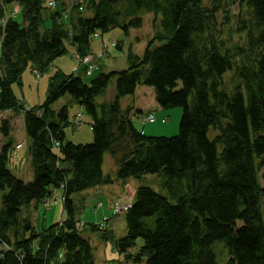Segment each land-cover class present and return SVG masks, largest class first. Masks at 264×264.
Returning <instances> with one entry per match:
<instances>
[{"label":"trees","instance_id":"1","mask_svg":"<svg viewBox=\"0 0 264 264\" xmlns=\"http://www.w3.org/2000/svg\"><path fill=\"white\" fill-rule=\"evenodd\" d=\"M45 1L0 0V19L13 3L21 9V19L0 25V113L24 115L33 168L24 181L9 167L11 143L0 149V264H98L77 230L72 196L146 174H159L175 202L137 187L126 234L116 242L120 254L148 264H217L214 246L224 242L226 264H264V0H80L69 19L59 10L46 15ZM146 13L155 15L154 36L143 55L129 50L127 68L89 83L57 72L44 103H20L13 84L30 63L46 72L69 39L81 55L91 53L97 32L129 33ZM112 80L114 98L99 102ZM139 85L154 88L161 107H183L178 135L148 136L135 127L121 99ZM66 94L92 116L93 142H65L68 108L53 104ZM12 128L4 119L3 137ZM106 153L117 163L115 176L104 171ZM58 189L68 213L62 225L39 230L20 219L24 205Z\"/></svg>","mask_w":264,"mask_h":264},{"label":"rangeland","instance_id":"2","mask_svg":"<svg viewBox=\"0 0 264 264\" xmlns=\"http://www.w3.org/2000/svg\"><path fill=\"white\" fill-rule=\"evenodd\" d=\"M47 2H49V0L45 1V5H48ZM78 2L82 1L54 0L55 5L53 7L49 6L45 13L46 15H49L52 11L59 10L62 13L63 18L69 19V14L73 13V6L78 4ZM83 5L84 7L80 10L85 12L87 11L85 8L86 3ZM232 9L234 11V7ZM4 13L6 17L5 19H0V25H5L7 19L11 16L21 19V9L15 3L11 4V6H9L6 11H4ZM88 14H91L90 10ZM154 18L155 15L153 13H146L144 15V25L140 28H131L129 33H126L122 28L118 27L104 33L99 31V35H94L92 40V47H94V51L91 50V54L88 55L93 58L92 63L95 61V56L92 54V51L97 55L102 54L103 46H101V44L103 39L107 45L121 42L123 48H115L114 53H110L108 56L105 55L104 58H100L98 60L97 69H94V74L92 76H86L83 74L84 80L89 83L92 79L98 77L102 72H109L113 69L121 70L127 68V55L129 50H133L135 53L143 55L148 41L154 36ZM45 25L46 27H50L51 22L46 21ZM0 39L3 40V36H0ZM69 40L66 41L67 52L56 59H59V63L63 61L62 63L67 65L70 63L78 65L79 60L77 57H74V55L77 54V50L75 51L74 49L77 48ZM79 58L80 60H83L85 57L84 55H79ZM64 70L67 74L71 73L69 66L64 67ZM56 71V68L54 70L50 68L47 72H40V77L38 78L36 72L33 69L32 63H30L23 71L20 82L13 84L14 92L17 98L21 100L20 103L26 107H34L44 103L49 92L51 77L56 73ZM83 72L85 73V70H83ZM145 89L154 90L152 87L139 85L138 90L134 95L126 96L121 99V105H123L125 100L129 99L130 97L135 104L136 100L139 105L144 102V113H141L142 111H137L132 114L135 127L148 136L171 137L178 135L180 132V124L183 116V107L163 108L159 104V107L153 105V96L148 92H143ZM115 92L116 80H112L106 92L100 96L98 100L100 101L105 98L112 99ZM154 101L155 103H158L156 99H154ZM64 106H67L68 108L70 123L69 126L65 128V142L70 141L74 142L75 144H87L93 142L94 135L91 126L92 116L89 115L86 110L82 108L81 105L69 94L62 96L53 104V108L57 111L62 109ZM79 112L84 113L82 128L74 125L76 123V116ZM149 115L155 116V122H145ZM22 150L23 148L21 151ZM22 160L23 165L25 166L26 159L23 153H21V161ZM15 161H18V158L15 159ZM103 168L105 173H110L113 176L116 175L117 163L110 153H106L104 156ZM14 172L24 181L29 182L30 179H28L29 176L27 172H25V174H18L16 171ZM127 184L130 186L129 191L131 192H134L139 186H150L157 192L166 195L172 202H175V200L171 197L168 188L164 186L163 178L159 174H146L141 177L132 176L127 179L116 180L112 184L104 185L106 187L103 188L104 192L100 193L101 196L95 194V196L97 195L96 197H88L86 194L88 193L89 189L75 193L72 196L75 216L85 220V222H78V227L81 229L80 234L91 243L93 247V253L98 264H148L146 258H143L140 262H137L135 259L127 258L125 254H120L115 248L116 242L126 234V219L124 213L128 208L127 205L130 204L132 199V196L126 198ZM91 191L95 192L94 189ZM134 194L135 193H133V196ZM46 199L43 200L42 203H38L39 209L32 204L24 205L23 209L19 213L20 219L23 220V218H29L33 224L37 226L39 223V226L42 228L44 219H46L48 225H51L55 223L60 217L61 211L62 220L68 217V213L63 207L62 200L64 201V197L59 195L58 192L50 196L51 201L57 202L55 205ZM116 205L123 207L121 213L117 215L114 214L113 208ZM1 207L2 200L0 197V208ZM107 217H111V220L104 224V220ZM59 221L61 222V219ZM94 222L98 223L97 227L99 230L92 228L91 223ZM140 245L141 241L138 240L137 245L130 249V253L134 254ZM214 251L217 255V264H226V244L224 242H217L214 246Z\"/></svg>","mask_w":264,"mask_h":264},{"label":"crops","instance_id":"3","mask_svg":"<svg viewBox=\"0 0 264 264\" xmlns=\"http://www.w3.org/2000/svg\"><path fill=\"white\" fill-rule=\"evenodd\" d=\"M101 46H103V51H102V53L104 52V47H107V46H109V45H107L105 42H104V39H103V42H102V44H101ZM75 51L77 50V49H74ZM92 50L94 51V47H92ZM92 51V53L94 54V52ZM114 51H115V49H111L110 50V52H108L107 54H106V56H108L110 53H114ZM96 56H100L101 54H99V55H97V54H95ZM58 60L59 59H56V60H54L52 63H51V68H52V70H54L55 68L57 69V71H56V73L57 72H60V73H65V74H67L66 72H65V70H64V67H67V66H69V68H70V72L71 73H73L75 70H82L83 69V67L81 66V64L79 63L78 65H75L74 63H70V64H65V63H59L58 62ZM59 63V65L57 66V64ZM33 65V69L35 70V69H37L36 68V66L34 65V64H32ZM50 68V67H49ZM48 68V69H49ZM113 70H115V69H113ZM112 71V70H111ZM39 72H43V71H41V70H39ZM110 72V71H109ZM71 73H68V74H71ZM39 78V77H38ZM138 90V89H137ZM143 92H148L149 94H151L153 97H152V99H153V105H156V106H158L159 107V105H158V103H155V101H154V99H156V96H155V91L153 90V89H145ZM113 96H115V93H114V95ZM112 96V97H113ZM113 99V98H112ZM112 99H108V98H105V99H103L104 101H109V100H112ZM102 100V101H103ZM21 101V100H20ZM122 104V103H121ZM122 107L124 108V109H128V108H131V115L132 114H134L135 112H137V111H142L141 113H144V109H143V107H144V102H142V104L141 105H139L138 104V102H137V100H136V104L133 102V100H132V98L130 97L129 99H127V100H125V102H124V104L122 105ZM3 115H4V117H5V119H9L10 121H11V123H12V130H11V132H10V135L7 137V138H5V137H3V135H2V133H1V131H0V135H1V138H0V149L3 147V145L5 144V143H11V148H10V151H9V157H10V161H9V167H10V169L12 170V172L15 174V175H17L14 171H16V172H18V174H25V172H27L28 173V176H29V178L28 179H30V180H32L33 179V168H32V165H31V158H30V152H29V149H30V140H29V137H28V135H27V133H26V128H25V121H24V115L22 114V113H18V112H16V111H12V110H10V111H5V112H3ZM133 120V119H132ZM17 125H18V127H17ZM93 131V130H92ZM24 147H25V149H24ZM23 148V150L21 151V149ZM21 153H23L24 154V156H25V159H26V161H25V166L23 165V160L21 161ZM18 158V161H15V159H17ZM11 160H13V161H11ZM18 176V175H17ZM18 177H20V176H18ZM22 179V178H21ZM29 180V181H30ZM104 187H106V186H98V187H95V188H91V189H89V191H88V193L86 194V195H88V197H90V196H95V194H97V195H100V193H103L104 192ZM127 191H126V193H127V197H131L132 196V194L135 192H131V191H129V189H130V186H128V184H127ZM95 190V192H92L91 190ZM58 192H59V195H62V190L60 189V190H58ZM96 195V196H97ZM104 195V194H103ZM95 196V197H96ZM101 196V195H100ZM99 196V197H100ZM98 197V198H99ZM58 201V200H57ZM62 202H63V207H64V201L62 200ZM42 203V202H41ZM57 203V202H56ZM102 203V202H101ZM32 205H34V206H36L38 209H39V206H38V203L36 202H33L32 203ZM65 210V209H64ZM63 214H64V211H63ZM76 217V216H75ZM62 218V211H61V215H60V217L57 219V221H59L60 219ZM76 219H81V218H78V217H76ZM45 221V226H49L48 224H47V221H46V219H44ZM56 221V222H57ZM81 221H84L85 222V220H81ZM55 222V223H56ZM87 223V222H86ZM54 224V223H53ZM91 224H95V222L94 223H91ZM52 225V224H51Z\"/></svg>","mask_w":264,"mask_h":264},{"label":"built area","instance_id":"4","mask_svg":"<svg viewBox=\"0 0 264 264\" xmlns=\"http://www.w3.org/2000/svg\"><path fill=\"white\" fill-rule=\"evenodd\" d=\"M2 43H3V40L0 39V47H1ZM113 45H116V44L113 43ZM82 61H83V63H85V64L88 66V68H87V72H88V73H91V72L93 71L94 67H95V65L92 63L93 58H92L91 56H85V58H84ZM80 116H81V115H79V117H80ZM2 120H3V114L0 113V125H1ZM145 121L154 122V121H155V117H154L153 115H150V116H148V117L146 118ZM51 196H52V195H51ZM46 200H47V201H50L51 203H54L53 201L50 200V196L47 197ZM122 210H123V207L120 206V205H116V206L114 207V211H115V213H120Z\"/></svg>","mask_w":264,"mask_h":264},{"label":"bare ground","instance_id":"5","mask_svg":"<svg viewBox=\"0 0 264 264\" xmlns=\"http://www.w3.org/2000/svg\"><path fill=\"white\" fill-rule=\"evenodd\" d=\"M73 74H75V75H81L82 77H83V74H85L86 76H90L89 74H87V73H84V72H82V71H78V70H75L74 72H73ZM84 78V77H83ZM103 95V94H102ZM101 95V96H102ZM100 97V96H99ZM114 98V97H113ZM110 101V100H109ZM99 102H101V103H103V102H107V101H102V100H100ZM59 146H60V143L57 141L56 143H55V147L56 148H59ZM105 185H108V184H105ZM103 186V185H102ZM58 190H60V189H58ZM58 190H56V191H54V193L52 194V195H54L56 192H58ZM62 190V192H63V189H61ZM59 193V192H58ZM135 193V192H134ZM62 197H64V192L62 193V195H61ZM134 196H135V194H134ZM134 196H133V194H132V199H131V201H130V204H129V206L130 205H132V202H133V200H134ZM126 198H129V197H126ZM128 204V203H127ZM45 221V220H44ZM60 222V221H59ZM78 222H84V221H78ZM78 222H77V230H81L79 227H78ZM45 223V222H44ZM42 224V228L39 226V223L37 224V229H39V230H42L44 227H46L45 226V224ZM60 224L62 225V220H61V222H60Z\"/></svg>","mask_w":264,"mask_h":264}]
</instances>
